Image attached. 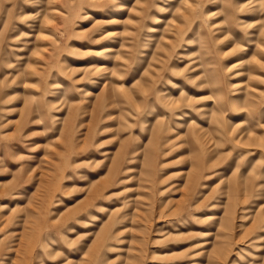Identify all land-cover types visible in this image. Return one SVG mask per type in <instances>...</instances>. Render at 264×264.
Here are the masks:
<instances>
[{
	"label": "rangeland",
	"instance_id": "374dc122",
	"mask_svg": "<svg viewBox=\"0 0 264 264\" xmlns=\"http://www.w3.org/2000/svg\"><path fill=\"white\" fill-rule=\"evenodd\" d=\"M0 264H264V0H0Z\"/></svg>",
	"mask_w": 264,
	"mask_h": 264
}]
</instances>
